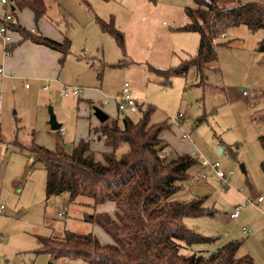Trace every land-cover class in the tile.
<instances>
[{"label":"rangeland","instance_id":"rangeland-1","mask_svg":"<svg viewBox=\"0 0 264 264\" xmlns=\"http://www.w3.org/2000/svg\"><path fill=\"white\" fill-rule=\"evenodd\" d=\"M44 1L46 16L71 39L69 59L76 57V83L66 86L76 84L80 88L98 81L112 97L128 81L139 106L136 111L127 108L120 113V122L124 116L139 120L146 106L151 104L154 106L151 122L167 121L171 125L172 146L187 132L189 137L182 146V153H191L199 161L220 162L228 176L227 184H223L212 169H205V180H196L198 172L204 170L200 166L198 171L197 165L191 169L193 177L185 180L175 195L181 200L202 197L212 212L186 217L189 227L214 238L211 242L194 245L193 250L212 252L238 240L241 242L239 254L250 252L255 264L264 263V201L259 205L253 202L259 195L264 197L261 169L264 154L259 139L264 134V53L257 50L264 29L252 31L244 24H220L216 38L218 59L209 63L204 74L193 66L186 75L164 81L150 70V65L175 66L198 50L199 32L182 29L189 21L185 9L195 7V0ZM239 1L259 0H218L222 6H232ZM99 19L113 21L124 33V48L101 28ZM222 32L226 35L221 36ZM25 81L29 86L31 82ZM25 81H20L17 104L8 106L0 119L3 149L0 168H4L6 174V183L0 189V204L5 206L0 213V234L6 241L0 240V255L5 254L18 264H49V254L35 252L41 245L39 236L63 237L67 230L91 232L95 224L86 221L84 215L94 212L95 205L92 198L80 195L72 199L69 192L48 197L47 174L42 162L34 161L32 153L16 146L17 142L24 145L34 142L54 150L60 142L72 148L80 139L76 138L75 124L77 101L83 96L82 93L61 96L64 85L57 92L40 86L38 96L50 95L51 100L41 103L36 96L26 95ZM73 99L76 106L66 103ZM108 100V105L105 100L101 104L114 116V99ZM50 108L63 129L51 128ZM227 146L238 150L236 158ZM220 147L225 148L220 152ZM12 148L17 152H11ZM127 149V143H123L117 154ZM241 163L246 173L241 170ZM17 172L20 178L13 181ZM235 205L241 206L239 221L229 216ZM62 210L64 214L59 213ZM255 233L253 241L251 237ZM63 261L60 259L54 264Z\"/></svg>","mask_w":264,"mask_h":264},{"label":"trees","instance_id":"trees-1","mask_svg":"<svg viewBox=\"0 0 264 264\" xmlns=\"http://www.w3.org/2000/svg\"><path fill=\"white\" fill-rule=\"evenodd\" d=\"M30 8L36 19L45 16L44 0H16L12 12ZM189 21L184 30L197 31L200 42L197 52L183 59L178 65L160 68L150 65V70L164 81L172 76L186 75L195 66L203 75L209 63L218 59L216 38L220 24H244L252 31L264 29V0L222 6L218 0H195V7L185 9ZM10 31H20L26 38L58 49L67 54L71 39L66 34L58 41L42 34H33L13 21H6ZM101 28L110 33L124 48V33L113 21L100 20ZM257 50L264 53V37ZM139 106V105H138ZM154 106H146L142 117L135 121L118 116L91 128L105 150L91 146L90 138H81L72 148L60 142L54 150L32 143L18 147L42 162L46 174L48 197L69 192L72 199L83 195L93 199L94 205L114 201L115 215L109 212H86V221L98 224L111 237L103 243L96 233H80L67 230L63 237L39 236L41 245L37 253H48L54 259L76 260L88 264H254L252 255L239 254L241 242L230 241L217 250H193L194 245L207 243L214 238L198 232L186 223V217H198L208 213L202 197L190 200L176 198L184 181L193 177L191 169L200 161L191 153H179L169 157L164 151L167 142L161 137L170 124L167 121L152 123ZM95 136V138H96ZM260 143L264 154V134ZM127 143L128 149L117 154V149ZM233 157L237 149L227 146ZM100 156V157H98ZM264 173V155L261 160ZM193 250L191 253L184 250Z\"/></svg>","mask_w":264,"mask_h":264},{"label":"crops","instance_id":"crops-1","mask_svg":"<svg viewBox=\"0 0 264 264\" xmlns=\"http://www.w3.org/2000/svg\"><path fill=\"white\" fill-rule=\"evenodd\" d=\"M240 3H245V2L239 1L238 3L232 6L239 5ZM12 10L13 7H7L2 3H0V25L3 23L1 19L4 17V15ZM12 21L22 26V28L32 31L33 34H42L45 36H49L53 39H56L58 41H63L65 39L66 33L63 32L56 24H54L53 21L48 16L45 15L40 17L39 19H36L34 12L28 7H24L22 9H16L13 13ZM10 34L12 39V52L8 55L4 53L3 40L0 37V101L2 103V105L0 106V119L3 117L5 110L7 109L8 106H14L17 104L18 87L20 81L23 82L27 80L31 82L30 85L28 86V83L25 81L26 95L28 97L36 96V98L41 99V103H48V101L51 102L49 98L50 95H44L45 97L43 98L38 96L40 89L45 88V85H49V88L47 89L45 88V90H49V91L51 90L53 92H57L60 91V89H62L63 85H72V84H68L71 82L76 83V57L75 59H69L68 55L70 54V52L64 55L63 52L58 49L49 47L42 43L35 42L29 37L26 38L20 31L13 30L10 31ZM68 60H70L69 65H67ZM74 85H75L74 87H76V84ZM81 86L82 87L80 88L82 89V91L80 92V94L82 93L83 98H79L77 101L78 118L75 124L76 138L78 137H80V139L90 138L92 140L91 141L92 148L99 151L105 150L106 147L104 145V141L100 140L99 135L98 136L94 135L91 128L94 126H100L105 122H112L117 117L118 99L116 97L121 91L116 96L110 97V95L107 92H105L103 83H101L100 85L98 81L96 82V84L93 85L83 84ZM80 94H78V96ZM131 94L133 95L132 90H131ZM71 95H75V94H71ZM110 98L114 99L115 102L116 113L114 114V116L110 114V109H107L101 104L103 100H105L106 105H108V103L110 102V100L108 99ZM73 100L75 101V99ZM73 100L72 101L68 100L66 101V103L68 104L73 103V105L76 106V101L74 102ZM58 103L59 102H56V104ZM61 103H60V107H63ZM94 105H99L108 114V118L105 121H101L97 116L94 115L93 113ZM74 109H75L74 110V115H75L76 107ZM120 113L123 114L124 112H120ZM169 128H171V125L162 131L161 137L167 142V147L164 152L169 157H173L179 153H182V146H184L183 144L188 138H183V134L187 133V132H183L180 135L179 142H177L175 146L173 145L174 146L173 147L172 143L170 142L171 133ZM16 147L22 150L20 147H18V145ZM224 148L220 147L219 151L221 152ZM2 150H3L2 146H0V157L2 155ZM11 150H12L11 152H17V149L14 148H12ZM199 170H200V164H198V171ZM5 176L6 174L4 168L3 169L0 168V189L6 183ZM19 178H20V174L17 172L16 175H14L13 177V181H18ZM263 201L264 198L263 200L257 201L255 203L256 205H259V203ZM116 210H117V205L114 201H108L106 203L99 204V206H95L96 212L106 211L113 216L115 215ZM211 213L212 212L209 210L208 213L206 214H211ZM231 213L229 216L232 220L234 221L240 220L241 213L239 217L236 218L232 217ZM243 228L246 231L245 227ZM92 232L96 233L99 239L103 243H108L112 241L111 237L108 236V234L104 231V229H102L98 224H95L93 226ZM257 233L252 235L251 239L253 241H255L256 239L255 237L257 236ZM0 240L6 241V238L4 237L3 239ZM244 253H250V252H244ZM49 257L51 258L49 264H54V262L57 261L51 255ZM69 264H88V263L76 261V260H69ZM254 264H255V258H254Z\"/></svg>","mask_w":264,"mask_h":264},{"label":"built area","instance_id":"built-area-1","mask_svg":"<svg viewBox=\"0 0 264 264\" xmlns=\"http://www.w3.org/2000/svg\"><path fill=\"white\" fill-rule=\"evenodd\" d=\"M15 2H16V0H0V3H2L3 5H5L7 7H13L15 5ZM4 19L6 21H12L13 20V12L10 11L7 14H5ZM225 35H226L225 32L221 33V36H225ZM0 37L3 40L4 53L7 55L10 54L12 52V39H11V34H10V28L6 23H2L0 25ZM45 88L46 89L49 88V85H45ZM81 91H82V89L79 87H70V86L64 85L63 89L60 92V95L61 96H69L71 94L78 95ZM246 94H247V92L244 91V95H246ZM116 98L118 99V108L121 112H125V110L127 108H129L130 111H136L138 109V102L136 101V99H134V97L131 94L130 83L128 81H126L124 83V86H123L121 92L118 94V96ZM1 105H2V103L0 101V106ZM61 129H63V128H61ZM183 138H188V134L184 133ZM225 155H228V153H226ZM200 166L204 170L203 171L200 170L198 172L197 176L195 177L196 180H199V181L205 180L207 178L206 173H205V169H212L214 171L215 175L221 180V182L223 184H227L228 176L221 169V164L218 160L214 161V162H210L206 159H203V160H200ZM263 198L264 197L262 195H260L253 202L261 201V200H263ZM4 209H5V206L3 204H0V212H3ZM240 209H241L240 205H235L234 209L231 213V216L235 217V218L239 217ZM60 214H64V211H61ZM3 238H4V236L0 235V239H3ZM0 263H2V264H18L16 261L10 259L5 254L0 255ZM59 264H69V261L64 260L63 262H61Z\"/></svg>","mask_w":264,"mask_h":264},{"label":"water","instance_id":"water-1","mask_svg":"<svg viewBox=\"0 0 264 264\" xmlns=\"http://www.w3.org/2000/svg\"><path fill=\"white\" fill-rule=\"evenodd\" d=\"M50 116H49V123L52 129L57 130L61 129L62 123L58 121L55 112L52 110V108L49 109ZM93 113L95 116H97L101 121H105L108 118V114L102 109L101 107L94 105L93 106ZM68 147V145H66ZM241 170L246 173V167L244 163L240 164Z\"/></svg>","mask_w":264,"mask_h":264}]
</instances>
